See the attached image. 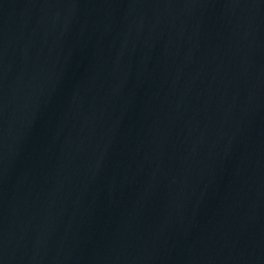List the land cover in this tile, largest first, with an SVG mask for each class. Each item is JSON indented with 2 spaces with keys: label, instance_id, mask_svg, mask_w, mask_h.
Wrapping results in <instances>:
<instances>
[{
  "label": "water",
  "instance_id": "95a60500",
  "mask_svg": "<svg viewBox=\"0 0 264 264\" xmlns=\"http://www.w3.org/2000/svg\"><path fill=\"white\" fill-rule=\"evenodd\" d=\"M0 264H264V0H0Z\"/></svg>",
  "mask_w": 264,
  "mask_h": 264
}]
</instances>
